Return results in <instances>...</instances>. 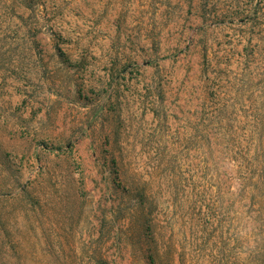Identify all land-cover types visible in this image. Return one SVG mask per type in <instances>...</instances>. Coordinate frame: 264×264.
<instances>
[{
	"label": "rangeland",
	"instance_id": "374dc122",
	"mask_svg": "<svg viewBox=\"0 0 264 264\" xmlns=\"http://www.w3.org/2000/svg\"><path fill=\"white\" fill-rule=\"evenodd\" d=\"M0 264H264V0H0Z\"/></svg>",
	"mask_w": 264,
	"mask_h": 264
}]
</instances>
